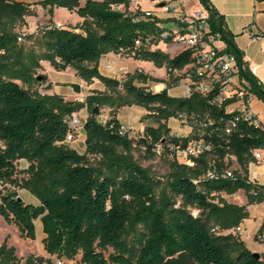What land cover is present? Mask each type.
<instances>
[{
	"label": "trees",
	"instance_id": "16d2710c",
	"mask_svg": "<svg viewBox=\"0 0 264 264\" xmlns=\"http://www.w3.org/2000/svg\"><path fill=\"white\" fill-rule=\"evenodd\" d=\"M200 2L210 12L213 31L222 33L225 51L236 56L239 78L247 82L249 93L264 102V85L250 72L224 17L210 0ZM131 3L0 0V184L15 188L0 192V215L32 240L37 237L35 222L40 220L44 249L58 260L80 256L81 264H264L263 255L255 257L232 233L219 234V228L236 229L248 217L246 206L227 204L224 195L243 190L248 205L264 202V186L248 178L249 164L257 162L255 153L264 154V127L245 118L234 122L239 113L226 110L234 100L218 104L217 90L208 96L197 92L175 96L169 92V81L139 69L122 78L101 73L103 56L126 54L165 67L178 83L185 75L174 76L175 71L194 61L190 50L172 55L137 45L155 31L156 21L144 18L140 8L128 12ZM35 6L51 17L56 8H64L83 19L75 28H45L41 60L57 71L72 68L88 83L97 79L104 84L117 102L104 122L95 108L109 105L110 99L88 96L84 102H68L55 94L43 95L39 89L50 90L51 85L34 73L40 60L30 66L13 59L11 51L20 38L15 30L36 15ZM119 6L127 11L118 10ZM151 82L166 87L156 91ZM86 105L91 108L84 121L86 148L79 152L66 138L71 116ZM131 106L144 108L151 123L134 135H121L119 111ZM181 116L192 132L171 137L170 122ZM194 139H203L212 150L194 158L193 166L171 155L172 146L185 147ZM159 148L169 158L170 169L160 194L158 184L133 156L137 149L155 156ZM233 157L239 168L225 177ZM20 160L28 163L22 171ZM210 172L218 178H210ZM17 189L28 191L36 202L23 199ZM255 240L264 247V221ZM43 263V258L23 262L13 249L0 246V264Z\"/></svg>",
	"mask_w": 264,
	"mask_h": 264
},
{
	"label": "rangeland",
	"instance_id": "374dc122",
	"mask_svg": "<svg viewBox=\"0 0 264 264\" xmlns=\"http://www.w3.org/2000/svg\"><path fill=\"white\" fill-rule=\"evenodd\" d=\"M35 1V0H32ZM155 0H133V6H137L130 10L131 5L128 9V12H134L137 8L142 9L145 3H151ZM164 0H157V3L160 4ZM36 2V1H35ZM32 2V3H35ZM118 10L127 11L123 6L116 7ZM143 10V9H142ZM36 15L27 17V24L15 30V34L20 36L22 39L17 41L14 48L11 51V55L13 59H21L26 65H32L33 60H40L41 67L33 68L34 73L38 76H43L49 79V75L54 73V68L50 67V63L41 60L42 53L45 50V36L44 29L51 25L61 24L63 27H72L75 28L79 26L81 23H78L81 18L78 14H74L71 12H66L64 9H59L54 16H50L46 10H44L41 6H35ZM60 21V22H57ZM65 25V26H64ZM163 49L169 50L171 44L169 42L161 43L160 47ZM171 49V48H170ZM175 50L171 51L173 55ZM106 56V55H105ZM103 56L99 61V66L109 75L115 76H124V73L128 70L133 69L132 57L126 54H112L110 59H105ZM102 60V61H101ZM128 63L130 66L122 64ZM142 62V61H139ZM151 64V65H149ZM56 70V69H55ZM142 70L148 74H156L157 78L162 81H169V84H172L173 94H183L186 91L185 81H181L180 83H176L172 78L169 77L167 69L157 67L153 62L143 61ZM156 71V72H154ZM58 72V71H57ZM63 80L62 83H57V95L61 97L64 101L68 102H84L88 96H98L103 98L110 99L109 105L97 107V116H99V120L104 122L109 116L110 109L113 107H117V102L115 101V96L113 93L109 92L105 85L102 84L99 80L95 79L92 83H88L83 80L80 76L77 75L76 71L72 68H69L65 71L55 73ZM174 76H178L182 74L180 71H175ZM74 85H78L80 87V92H76L74 89ZM153 89H157L159 83H150ZM42 92L45 94H54L50 90H47L46 87L41 88ZM112 106V107H111ZM122 116L123 119L126 120L127 117H131L133 114L126 107H122ZM91 113V108L87 105L75 112L81 120L83 124L80 125L76 132V137L73 142L69 143L70 147L78 150L79 152H83L85 147L83 142L84 131V121L87 119L89 114ZM147 113L144 115H140L138 124H150L151 121L146 117ZM172 128L176 130L178 133L185 134L189 132V125L182 124L177 120H173ZM131 126L135 131H139L136 126ZM134 158L137 160L138 164L142 166L149 174L150 177L154 179V181L158 184L157 192L158 194L162 193L164 188L166 187L168 176L170 173L169 169V158L164 155L156 154L155 156H148V154L143 150L137 149L133 153ZM233 161V159H232ZM234 162V161H233ZM27 162L22 161L18 163V168L20 171L26 169ZM238 169L233 163L229 168V171H234ZM22 177L23 175L20 174ZM256 184V183H253ZM264 186V185H261ZM15 188L7 185L6 187L0 184V192L5 193L6 191H14ZM19 195L24 198H27L28 201L33 199L36 202V198L32 196L26 190L17 189ZM223 199L227 204H234L237 206H246L248 211V217L243 220L241 223V230L236 231V229H222L219 228V234L227 235L232 233L235 236V240L238 243H243L249 250L254 251V253H259L260 256H264V251L262 250L261 244L254 240V234L257 233V229L259 227V223L264 217V202L259 204H251L254 207L251 210L248 209V203L245 201V195L243 192H237L233 195H224ZM180 203V202H179ZM216 203L220 206H223V203H219L216 200ZM0 206H1V197H0ZM36 239L32 240L22 236L19 228L14 225L8 223L5 218L0 215V246L6 245L8 248L13 249V253L19 260L23 262H27V260H37L40 258L44 259L43 264H81L80 256L75 260H58L56 258H50V256L46 253L43 245V228L42 225L39 224V221L36 223ZM47 260V261H46Z\"/></svg>",
	"mask_w": 264,
	"mask_h": 264
},
{
	"label": "built area",
	"instance_id": "2783aa9c",
	"mask_svg": "<svg viewBox=\"0 0 264 264\" xmlns=\"http://www.w3.org/2000/svg\"><path fill=\"white\" fill-rule=\"evenodd\" d=\"M159 8L169 15L167 21L172 24L171 27L157 16L153 10H143V17L156 21L155 31L146 37L145 41H137V45L145 44L152 49L160 48L163 42H169L172 47L178 48L179 51L190 50L193 52L194 61L188 65L184 70L180 71L185 75L178 83L185 81L186 91L183 97H189L193 92L200 93L203 96L210 95L213 91L217 90L215 102L223 104L226 100L232 99L234 102L240 103L239 109H234L232 104L226 107L229 113L238 112L234 122L240 118H245L259 125L260 121L250 108V102L254 95L249 93L248 84L246 81L239 78V66L235 55L227 53L221 47L226 44L223 35L219 31H213L210 21V12L206 8L196 10L188 13L182 7L180 0H164L159 4ZM158 20V21H157ZM61 27V24H57ZM264 38V34L257 31L254 39ZM22 38L20 37L19 40ZM252 74L257 73V67H250ZM39 91L44 95L41 88ZM182 124H186L183 116L181 119H174ZM173 121V120H172ZM171 121V122H172ZM170 122V123H171ZM232 123L234 126L235 123ZM83 124L81 118L75 113L71 116L69 122V129L66 138V143H71L76 137L77 129ZM171 128V137L182 136L176 130ZM121 135H134L135 131L129 125H122L120 128ZM230 133V129L227 130ZM171 155L175 156L178 161L187 165H194V158L210 152L211 145L207 144L203 139L191 140L185 147H171ZM162 150L159 148L157 154L161 155ZM255 157L257 161H264L263 153L256 152ZM210 178H218L214 173L208 174ZM225 177H232V172L227 171ZM193 214L196 216L197 211ZM242 228L238 226L236 231ZM214 228L213 231H217Z\"/></svg>",
	"mask_w": 264,
	"mask_h": 264
},
{
	"label": "crops",
	"instance_id": "0c3cea01",
	"mask_svg": "<svg viewBox=\"0 0 264 264\" xmlns=\"http://www.w3.org/2000/svg\"><path fill=\"white\" fill-rule=\"evenodd\" d=\"M23 1L32 3V2H35L38 0H35V1L23 0ZM85 1L86 0H82V3H85ZM180 1L182 4V7L188 13H191V12H194L196 10L204 8L203 5L201 4L200 0H180ZM210 2L214 6V8L217 10V12L224 17L227 30L234 36L235 43H236L237 47L239 48V50L243 53V58L247 64V66L249 68L250 67H257V73L255 74V76L264 85V38L254 39V36H256L257 31L264 34V0H210ZM136 7H137L136 5L133 6V0H132L130 10L133 8H136ZM59 9H64V8H56L54 14H56V12ZM142 9L155 11L157 16L165 23V25H167L168 27L172 26V24L167 21V18L169 17V15L166 14L165 12H163V10L161 8H159V4L157 3V0H155L151 3H145V5L143 6ZM64 11L69 12L67 9H64ZM74 14H76V13H74ZM26 20H27V18H26ZM57 22H60V21H57ZM82 22H83V19L81 18V20L78 23H82ZM221 47L223 49H226V44H222ZM170 48H169V50H165L162 48V46L160 47L161 50L168 52V53H171L172 50H175L174 54L177 52H180L178 50V48L172 47V44H171ZM112 54H114V53L107 54L105 56V59L103 58L102 60L110 59ZM139 61H142V62H139ZM147 62H149V61H147ZM132 63H133V66H135V67H133L132 71L127 69V71L124 73V75L127 73L134 72L137 69L142 70L143 60H137V59L132 58ZM122 64L130 66V64L125 63V62L124 63L122 62ZM49 65H50V67L52 66L51 64H49ZM149 65H151V64H149ZM53 68L54 67L52 66V69ZM99 69H100L101 73H103L105 75L112 76V77H118V78L123 77V76L122 77L115 76L112 74L109 75L102 69L101 66H99ZM54 71H55L54 73H51L49 75L47 85H51L50 91L55 94V93H57L56 84L62 83L63 80L61 78H59V76L57 74H55V73L62 72V71L57 72V70H55V69H54ZM154 72H156V71H154ZM146 74H148V73H146ZM149 75L152 77L157 76L156 74H153V75L149 74ZM165 87H166L165 83H159V86L157 89H153L152 87L151 88L153 90L160 91V90L164 89ZM178 88L179 87L171 88L169 90V92L175 96H182L183 94H173L172 93V89H178ZM232 107L234 109H239L241 106H240L239 102H233ZM127 108L129 109V111L133 115L131 117L126 116V120H125V119H123V116H122V110H120L119 111V119H120L121 123L123 125H133L134 127L136 126V128L139 131H142L147 124H139L137 126L138 121H139L138 116L144 115L145 113H147V111L144 108L139 107V106H131V107H127ZM250 108L253 110L254 114L257 116L258 120L260 121V123L264 127V102L254 96V98L250 102ZM171 123H170V126H172ZM191 132H192V129L190 128L189 132L182 134V136H184V137L188 136V135H190ZM83 142L85 145V134L83 135ZM85 148L86 147H84L83 152L85 151ZM263 157H264V154H263ZM232 159L234 161L233 164L236 167H238V165L235 162V158L233 157ZM22 161H25V160H20L19 163ZM27 166H28V163H27L26 167ZM248 171H249L248 172V178L252 183H256L258 185H264V161H257V162L250 163L249 167H248ZM239 192L244 193L245 201H246V203H248V199H247L245 192L243 190H239ZM22 198L25 200H28L27 198H24V197H22ZM30 200H32V202H35L31 198H30ZM252 207H254V205H249L248 209L251 210ZM37 221H39V224L41 225V221L40 220H37ZM263 221H264V217L261 220V223H259L258 229L260 228ZM258 229H257V231H258ZM255 236H256V233L254 234V240H255ZM261 247H262V250L264 251V247L262 245H261ZM252 252L254 253V251H252Z\"/></svg>",
	"mask_w": 264,
	"mask_h": 264
},
{
	"label": "water",
	"instance_id": "95a60500",
	"mask_svg": "<svg viewBox=\"0 0 264 264\" xmlns=\"http://www.w3.org/2000/svg\"><path fill=\"white\" fill-rule=\"evenodd\" d=\"M73 87H74L76 92H80V87L78 85H74ZM95 113L97 114V108H95ZM253 255L255 257H257V258H260V254L259 253H253Z\"/></svg>",
	"mask_w": 264,
	"mask_h": 264
}]
</instances>
